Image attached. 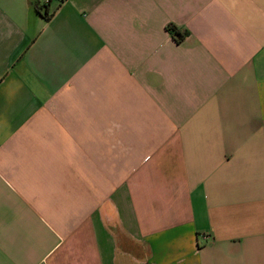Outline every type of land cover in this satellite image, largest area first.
<instances>
[{
	"label": "crops",
	"instance_id": "crops-1",
	"mask_svg": "<svg viewBox=\"0 0 264 264\" xmlns=\"http://www.w3.org/2000/svg\"><path fill=\"white\" fill-rule=\"evenodd\" d=\"M0 264H264V0H0Z\"/></svg>",
	"mask_w": 264,
	"mask_h": 264
},
{
	"label": "trees",
	"instance_id": "trees-1",
	"mask_svg": "<svg viewBox=\"0 0 264 264\" xmlns=\"http://www.w3.org/2000/svg\"><path fill=\"white\" fill-rule=\"evenodd\" d=\"M45 17H49V15L46 13ZM168 30L176 37L177 40L180 41L184 38L185 32L182 33L180 29L175 25L173 24L168 25Z\"/></svg>",
	"mask_w": 264,
	"mask_h": 264
}]
</instances>
